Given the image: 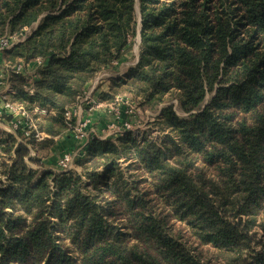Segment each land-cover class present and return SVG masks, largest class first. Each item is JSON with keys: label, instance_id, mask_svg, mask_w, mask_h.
Returning <instances> with one entry per match:
<instances>
[{"label": "trees", "instance_id": "trees-1", "mask_svg": "<svg viewBox=\"0 0 264 264\" xmlns=\"http://www.w3.org/2000/svg\"><path fill=\"white\" fill-rule=\"evenodd\" d=\"M137 1L139 57L126 74L110 79V92L140 98L144 107L171 95L188 115L178 116L171 106L159 110L156 123L170 131L160 146L138 148L130 134L117 138L122 146L92 140L78 162L80 173L37 176L25 162L30 147L17 140L25 139L21 128L2 132L0 148L13 158L0 178V264H202L165 227L171 214L195 227L222 264H264L262 250L251 262L244 258L252 244L247 223L258 221L264 231V0ZM134 4L0 0V36L38 21L0 62L43 58L32 81L10 74L6 98L46 112L39 129L59 135L66 107L128 48ZM121 147L135 150L127 159L134 156V167L150 174L156 201L170 213L156 214L149 192L131 193L118 168Z\"/></svg>", "mask_w": 264, "mask_h": 264}, {"label": "rangeland", "instance_id": "rangeland-1", "mask_svg": "<svg viewBox=\"0 0 264 264\" xmlns=\"http://www.w3.org/2000/svg\"><path fill=\"white\" fill-rule=\"evenodd\" d=\"M134 18H133V32L130 34V44L128 48L123 52V54L116 60H113L109 66L102 68L86 85L82 94L78 97L79 100H75L74 103L77 101L81 104V119L85 117H90L91 127L85 130L86 134L91 131H95L97 137L94 138L97 141H107V140H116L117 138L122 137L125 134H130L133 139H135L136 145L139 146L138 148L143 147L144 143L148 142L154 144L156 146H160V142L162 139L167 135L170 134V131L167 129H163L159 124L156 123V119L159 116L160 109L164 106H171L175 113L180 117H186L188 115L187 112L183 111L179 104L177 98L166 95L164 102L158 104L155 107H147L140 105V98L133 97L132 95L124 92V91H117L110 92V79L113 77H121L128 69L135 65L138 60L139 52H140V26H141V15L139 9V3L135 0L134 4ZM45 14V13H44ZM43 15V14H42ZM38 25V21H33L27 26H24L22 29L15 31V32H6L0 36V39L3 37H10L14 44L22 42L25 40L31 33L35 30ZM13 44V45H14ZM4 52V51H3ZM0 53V57L2 53ZM31 59L25 63V72L29 73L28 78L26 80L32 81L34 77H36L37 70L40 68L38 64H36L35 60ZM19 62H23L21 59L13 62L7 63L5 61L0 62V81H3L5 85L0 84V104L8 101L9 103L20 104L23 106L25 111L28 113L27 119L22 118L20 114H14L13 112H9L0 107V138L2 132H8L15 134L18 128H21L25 139H21L17 137L19 142H23L30 147L29 156L30 159L25 157V162L29 168L36 171L37 176L42 173L43 171H51L52 173H59L62 169L58 166L57 160L61 153L67 149L66 145L64 146V150H59L61 147L60 142H66V139L72 138L73 139V146L68 145L69 147L72 146L73 149H80L81 146L84 144V137H81L79 134H76L73 131L74 124L77 120V116L74 117L71 121L66 120L63 117V128L59 135L50 136L44 131L40 130L38 127V123L42 121L46 112L38 108H32V110L28 111L27 108L17 102H12L8 98L5 97L4 93L1 91L5 90L7 84L9 87H12L11 84V73L13 66ZM27 64V65H26ZM106 84L105 89H101V86ZM27 88V87H26ZM12 90L11 88H9ZM28 90H32L31 87L28 86ZM4 96V98H3ZM94 97V98H93ZM212 95L208 96L205 104L211 100ZM92 100H96L99 104L98 107H94L93 111L90 113L88 108L90 106L89 103ZM73 103V104H74ZM71 104V105H73ZM69 105L66 107V110L71 106ZM96 109H102L103 115L97 117ZM96 112V113H95ZM106 115H108L106 119ZM105 117V119L103 118ZM26 121L28 122L25 125ZM122 121L129 123V127L125 128L122 127ZM93 122V123H92ZM16 123V129H13L11 126ZM46 139H53L54 144L52 146H45L44 141ZM117 144L122 146L121 142L117 141ZM0 146H2L0 144ZM60 146V147H59ZM71 147V148H72ZM89 147V146H88ZM87 147V148H88ZM87 148L80 152L78 157L74 160L71 168L66 170H72L77 173L81 172L78 162L81 159H85L88 151ZM121 157L119 161V170H121L125 177H127V181L129 182L130 187L132 188V194L135 193L136 189H142V191H146L150 193V198H152L155 204L154 210L156 214L160 211L163 213H170L172 208L169 205H165L160 201H156L159 196L155 195L158 194L156 190L151 186L152 180L150 178V174L147 173L144 169H137L134 167V156L131 159H127L130 153L135 155V150L132 149L130 152L126 151L123 147H121ZM87 151V152H86ZM9 158H13V154H9V156L5 153L4 150L0 148V178L1 180H5V175L1 173L3 170V166L5 163L10 162ZM133 164V166H130ZM99 170H102L99 168ZM82 182L86 183L87 179L85 176H81ZM111 180V179H110ZM133 181H136L133 183ZM136 186V187H135ZM91 187V186H90ZM94 189V186H92ZM122 187V185H121ZM123 188V187H122ZM156 196V197H155ZM223 212L230 216L233 215V211L228 206H225ZM119 217V216H116ZM168 224L165 225L167 229L169 228V232L176 236L175 238L180 243L184 244L188 248V250L195 255H198L201 260L200 263L202 264H222L219 257H216V252L212 250V248L205 243H203L197 236L195 227L189 225L185 221L181 220L178 216L171 214L168 215ZM248 218V216L243 215L242 220L243 222ZM264 218V215L261 219ZM232 220V219H231ZM109 222L113 223L116 227H121L122 230L124 229L121 226V222L119 219H110ZM248 225L250 230L249 238L252 239L251 249L250 251L244 252V258H249L250 262L254 255V251L259 253L261 250L264 252V246L262 241H264V231L258 225V221L254 223V225ZM243 227V226H242ZM56 234L61 238L60 240L66 243H69V239L65 236L64 233L57 231ZM72 253L70 252V255ZM73 257V256H72ZM75 261V258H73Z\"/></svg>", "mask_w": 264, "mask_h": 264}, {"label": "built area", "instance_id": "built-area-1", "mask_svg": "<svg viewBox=\"0 0 264 264\" xmlns=\"http://www.w3.org/2000/svg\"><path fill=\"white\" fill-rule=\"evenodd\" d=\"M14 44L13 40L10 37H3L0 39V53L9 49L10 47H12ZM36 64H38L39 66L42 65L43 63V58L41 57H37L35 60ZM27 65V64H26ZM25 63L23 62H19L16 65L13 66L12 72L15 74H20L23 75V77L26 79L29 77V75H27L28 73L25 72ZM1 85H5L3 81H0ZM8 85V84H7ZM94 98V97H93ZM77 100H79V98H77ZM80 103L77 101L76 103H74L73 105H71L66 111H65V119L66 120H72L74 117H78L75 124H74V128L73 131L76 134H79L81 137H84V144L81 146L80 149H72V150H65L61 153V155L59 156L58 160H57V164L58 166L62 169V170H66L71 168L74 160L78 157V155L80 154L81 151H83L84 149H86L89 144L91 143L92 140H94V138L97 137L95 131H91V133H87L85 132V130L87 128H89V125L91 127V119L90 117H85L84 119H81L80 115H81V107L79 105ZM90 106L88 108V111L91 113L94 109V107H98V103L96 102V100H92L91 103H89ZM4 109L6 108L7 111L9 112H13L14 114H20L22 118L27 119L28 117V113L25 111V109L23 108L22 105L20 104H15V103H9L8 101H5L3 103ZM42 112V110H40ZM122 127L128 128L130 125L127 122L122 121ZM17 124L14 123L11 127L13 129H16Z\"/></svg>", "mask_w": 264, "mask_h": 264}, {"label": "crops", "instance_id": "crops-1", "mask_svg": "<svg viewBox=\"0 0 264 264\" xmlns=\"http://www.w3.org/2000/svg\"><path fill=\"white\" fill-rule=\"evenodd\" d=\"M29 74V73H28ZM9 88H11L12 89V87H9L8 85L6 86V88H5V90H3V91H1L2 93H4V95H5V97H7V93L8 92H12V90H10ZM106 88V84H103L102 86H101V89H105ZM3 98H4V96H3ZM0 107H3V101H2V103L0 104ZM100 110H102V109H96V112H97V117H100V115H103V113H102V111H100ZM95 112V113H96ZM108 115H106V119L108 118L107 117ZM103 118L105 119V117L103 116ZM93 123V122H92ZM60 144H61V147L59 148V150H62L63 148H64V146L66 145L67 147L66 148H71L72 146H73V139L72 138H68V139H66V142H64V141H62V142H60ZM68 145H72V146H68ZM65 149V148H64ZM63 149V150H64Z\"/></svg>", "mask_w": 264, "mask_h": 264}]
</instances>
